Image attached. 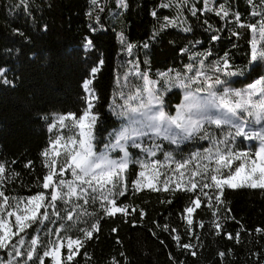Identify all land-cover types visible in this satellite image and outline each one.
Here are the masks:
<instances>
[{"label": "trees", "instance_id": "16d2710c", "mask_svg": "<svg viewBox=\"0 0 264 264\" xmlns=\"http://www.w3.org/2000/svg\"><path fill=\"white\" fill-rule=\"evenodd\" d=\"M221 7L228 17L216 14ZM262 21L264 0H213L211 9L203 0H0V165L5 167L0 191L10 204L52 193L43 188L44 177L52 160L60 171L67 153L57 156L51 145L59 137L77 136L72 121L60 128L55 119L68 114L79 118L86 107L83 85L88 80L96 97L92 112L98 116L94 150L105 149L111 132L121 125L112 104L128 61L156 81L169 114L182 98L177 83L204 88L218 77L223 85L239 88L264 77V61L251 59L253 38L258 49L264 48L258 36ZM249 25L257 26V32ZM225 59L229 67L216 71ZM93 69L98 71L93 74ZM230 132L234 129L228 124L205 122L182 142L145 136L139 147L127 146L128 168L121 175L126 186L113 189L109 199L118 207L127 206L128 214L108 215L105 208L111 205L99 190L89 189L85 204L83 188H76L69 202L66 196L55 202L59 216L48 208L47 220L26 228L22 256H4V264H53L43 252L52 241L66 243L69 238L81 240L83 246L69 262L63 245L61 264H93L99 255L119 257L122 264H264V189L225 186L222 203L216 202L211 187L203 188L207 196L201 194L202 185L212 183L217 151H256V143L244 137L226 140ZM179 164L185 167L178 171ZM141 171L149 173L159 190L137 185ZM190 182L197 184L195 190H187ZM107 188L111 185L104 195ZM197 198L201 204L189 225L185 209ZM93 225L99 230L93 231ZM86 230L93 231L91 238L85 237ZM32 239L38 244L28 260Z\"/></svg>", "mask_w": 264, "mask_h": 264}, {"label": "snow or ice", "instance_id": "6c2138e0", "mask_svg": "<svg viewBox=\"0 0 264 264\" xmlns=\"http://www.w3.org/2000/svg\"><path fill=\"white\" fill-rule=\"evenodd\" d=\"M93 4L97 3V0H92ZM123 3V0H122ZM217 15H223L225 18L229 16V12L223 7L220 8L216 13ZM255 14V13H254ZM155 16V12L152 13ZM236 20L239 22V16L236 15ZM244 27L245 25H240ZM254 33L257 32V26L249 25ZM236 33H234L235 35ZM259 41H264V21L259 25ZM218 39L219 37H214ZM88 44H91V41H88ZM258 41L256 38L252 39V51H251V59L253 62L264 61V48L258 49L257 47ZM131 45H129V50H131ZM210 54V53H209ZM102 63V61H101ZM229 67L227 59L223 62V67H217L216 71H222L223 69H227ZM98 71V69H93V74ZM228 75H235V72H228ZM0 75H3L0 72ZM207 80H211V77H208ZM207 82V81H206ZM92 81H85L83 87L85 92L88 94L85 98L86 107L79 116V118L74 115L70 116H61L59 118L60 124L63 126L65 120L71 119L72 126L78 129V138L73 136L69 137L67 140V147L65 151L67 153L65 164L61 166L59 172L56 171L54 167L57 163L56 160H52L49 165V172L44 177L43 188L48 189L50 187L53 188L52 193L46 197L43 193L32 196L26 202H17L15 205L9 203L7 197L4 196V192L0 191V197L4 198V205L6 207H14L15 211H7L6 215L4 214L5 209L0 208V249H8L9 246L14 250L17 256H20L22 253L20 252V247L25 245V240L21 237L16 241L15 244L12 243L13 239L16 236H19L21 233H24L26 228L31 227L32 224L38 223L40 220H47L49 218L48 208H52L53 212L56 216H59V211L56 210V201L58 199H64L65 196L68 199H65V203L69 202L72 196L77 194L76 187L73 184L67 183L63 179L55 180L53 177L63 176L64 172L68 169H71L72 176L75 178V181H79L80 184H86L87 188L82 189L84 203L87 204L89 201L87 199L88 190L91 189L92 192L100 191L103 199L111 205V207L105 208V212L108 215H115L117 212L128 214V207H118L116 205V201L114 199H109L113 193V189L124 185V179L120 175L128 168V162L121 161L117 162L114 160H109L107 155L97 156L94 151L93 141L95 140V125L98 119V116L92 112V108L94 104L93 100L96 99L93 90L90 88ZM216 84H222L218 77L215 80ZM208 87L211 88L212 84L209 83ZM151 91V90H149ZM230 96H234L238 98L235 102L229 99ZM259 97V99H253V97ZM129 99L134 100L136 96H132ZM186 100L194 99L192 97H185ZM217 98L215 93L209 94V101L203 107L199 104H190L188 105V113H192V109L196 108L199 114L207 119L209 123H214L217 126H221L224 124L231 125L234 129V133H229L225 138L226 140L231 137H246L248 140L259 139L261 141V147L259 151L255 152L253 155H249L246 152H233L228 151L226 154L220 151L216 153V164L217 167L215 169V174L210 176L211 184H203L201 188V194L207 196V193L203 192V188H213L216 190L215 199L217 203H222L220 197L223 196L224 187H228L231 189L249 187V188H260L264 189V133L254 132V131H246V126L248 121L241 120L238 116V110L247 112L249 116L255 117L256 120H264V77L256 80L255 83L250 84L248 89L244 91H229L228 89L224 90V95L218 98V103L216 102ZM157 103H162V101L157 100ZM211 107H223L226 109L225 112L219 114V117L214 118L213 116L208 114V109ZM130 111L132 113H136L139 111V108L130 107ZM152 121H158L159 123L156 125V135H161V127H163V134L166 139L170 138L172 143H177V138L181 137V133L174 132L172 130V125H175L177 129H180L181 132L185 136H191L193 131L196 129H203V120L202 119H192V115H182L179 111L176 117H167L163 110H159L158 115H154L150 117ZM55 127V125H53ZM131 138V137H129ZM182 138V137H181ZM63 137H60L55 141V144H60L63 140ZM224 143V141H221ZM119 144V140L117 141ZM133 146L139 147L135 142ZM44 155L47 157L48 152H45ZM56 155H60V153H56ZM127 155V152H125ZM211 159V156L208 157ZM235 161H240L239 164L233 168V163ZM142 168H147L148 165H141ZM155 168V165L152 166ZM184 164L177 165V170L184 168ZM5 173V167L0 165V179L3 178V174ZM183 173H181V176ZM140 176H145V172L141 171ZM94 183L96 186L94 187ZM137 185L140 184V181L136 182ZM107 185H111V188H107V195H104V189ZM148 187L153 190L157 189L151 181L148 183ZM197 184L195 182H190V186L187 190L192 191L195 190ZM66 188L67 192L64 193L63 189ZM177 188H180V185L177 184ZM164 190H168V182H165ZM120 195H123V191L119 192ZM48 200V203L45 204V200ZM212 198L209 197V200ZM21 203H23V208H21ZM201 204V200L197 198L191 206L187 207L185 211L188 213V224H192V213L196 208H198ZM41 208H45L43 213L40 212ZM134 211V209H133ZM15 216V228L16 231L13 232V225L9 223L8 217ZM73 218L72 213L67 215V219L71 220ZM203 227V225H200ZM218 234L220 224L215 225ZM98 225H93V231H98ZM93 231H85V237L91 238L93 235ZM257 231H262L261 229H257ZM231 239V235H229ZM179 240V237H176ZM239 240V234L236 237ZM38 244L37 239H32L30 241L29 250L27 252V259L32 260L33 255L36 252L35 246ZM18 245L20 247H18ZM76 246V251L73 250V246ZM83 246L81 240L76 239L73 240L69 238L67 240V261H71L73 257L77 254L80 247ZM63 247V240H56L51 242V247L48 250L43 252L44 257H51L53 260V264H61V254L60 248ZM184 247H191L190 245H184ZM194 254V253H193ZM221 256L224 253H220ZM37 258H39L37 256ZM40 264H44L43 260H40Z\"/></svg>", "mask_w": 264, "mask_h": 264}, {"label": "rangeland", "instance_id": "374dc122", "mask_svg": "<svg viewBox=\"0 0 264 264\" xmlns=\"http://www.w3.org/2000/svg\"><path fill=\"white\" fill-rule=\"evenodd\" d=\"M203 1L205 8L208 9L212 8L213 0H203ZM130 52L131 50H127V54H130ZM255 81L252 82L251 84L255 83ZM193 82L199 83V81H196V79H193ZM200 83L202 84V82ZM117 84H118L117 92L114 96L112 105L115 110V114L117 118L121 120V125L111 132L105 149L101 150L100 152H96L94 150L97 156H104L106 154L109 160H114L117 162H121L125 160L128 162L129 153L127 150V146L129 145L133 146L134 142L140 146L139 140H141L145 136H147L149 140H155L157 138L166 139L163 134L164 131L163 127H161L160 129L161 135L159 136L156 135V125L159 122L150 120L151 116L158 115L159 110L162 109L167 117H176L178 111L185 116L192 115L193 120L202 119L204 124L205 122H208L207 119L201 116L196 108L192 109V113H188L187 111L188 105L199 104L203 107L209 101L210 93H215V96L217 98L216 102L218 103L219 102L218 98L224 95L225 89H228L230 92L244 91L248 89V86L250 85L248 84L245 87L234 88L223 84L211 83L212 87L209 88L208 87L209 83H204V88H199V87L192 88L190 86V83L189 85H184V84L181 85V83H177V85L179 84L181 86L182 98L181 101L176 105L175 111L172 114H169L165 112L163 108V102L162 103L156 102L157 100L162 101V95L159 92L160 90L157 88L156 81L150 78L146 73H143L140 70H138V67L133 63V61H128L127 67L124 69V74L121 77L119 76ZM132 96H136V99L134 100L129 99ZM186 96L192 97L194 99L186 100L185 99ZM229 99L235 102L238 98L234 96H230ZM253 99H259V97L254 96ZM130 107L139 108V111L136 113H132L130 111ZM225 111L226 109H224L223 107H219V108L211 107L208 109V114L213 116L214 118H217L219 117L220 113ZM61 116H70V115L68 114V115L56 116L55 124L60 128H63L65 127L68 121H72V120L71 119L65 120L64 125L62 126L59 122V118ZM238 116L241 120L248 121V124L246 126V131L264 133V120L258 121L255 119V117L249 116L247 112H243L240 110H238ZM171 127L174 132L181 133L182 138L178 137L177 142L185 141L190 137V136H185L180 129H177L175 127V125H172ZM196 131H198V129L194 130L192 134H194ZM74 132H77V136L75 137L78 138V129L75 128ZM67 140L68 138H64L60 144H55L54 141L51 145V150L53 154H56L57 152L58 153L65 152V148L68 146ZM118 140H119V144H117ZM166 140L171 141L170 138ZM252 141L256 143L255 152L259 151V148L261 147V141L259 139H252ZM112 151H118L119 155L117 156L111 155ZM125 152H127V155H125ZM255 152L253 153L246 152V153H248L249 155H253ZM57 172H59V170ZM120 175H122V173ZM148 175L149 173L145 172V176L141 177L139 180L140 181L139 185L148 186L149 181H151V177ZM53 179L54 181L58 179H63V180L69 179L74 187L78 189L87 188L86 184H80L79 181H75V178L72 176L71 169L65 171L62 177L56 176L53 177ZM95 186L96 184L94 183V187ZM50 188L53 191V188L52 187ZM29 198H24L19 201H14L12 205H15L17 202H26ZM1 202H0V208L5 209L4 212L5 215L7 211H15L14 207L12 208L6 207L4 203ZM21 208H23V203H21ZM8 221L10 224L13 225L12 231L15 232L16 231V228L14 226L15 216L8 217ZM22 236H23L22 233L19 236H16L13 244H15L16 241L19 240ZM63 245L67 247V242L63 243ZM18 247L20 246L18 245ZM4 250H7L6 254L2 253ZM4 256L8 258V260L9 259L15 260L17 257H19L15 254L11 246H9L8 249H0V264H4V262L7 261L3 259ZM122 262H123L122 259L119 257H108L104 255L95 256L93 259V264H122Z\"/></svg>", "mask_w": 264, "mask_h": 264}]
</instances>
